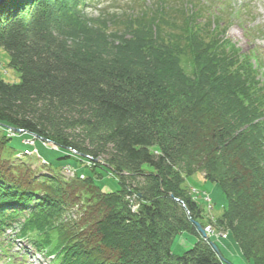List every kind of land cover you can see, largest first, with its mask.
<instances>
[{"label":"trees","instance_id":"16d2710c","mask_svg":"<svg viewBox=\"0 0 264 264\" xmlns=\"http://www.w3.org/2000/svg\"><path fill=\"white\" fill-rule=\"evenodd\" d=\"M228 2L147 0L121 17H92L89 0L0 5V48L21 78L0 80V130L52 143L93 173L77 168L73 183L102 192L99 169L117 180L86 217L63 222L78 198L64 166L2 135L0 264H226L195 226L206 211L184 184L198 173L227 201L213 230L264 264V52L244 24L247 49L228 38L238 14ZM184 233L199 241L175 256Z\"/></svg>","mask_w":264,"mask_h":264},{"label":"rangeland","instance_id":"374dc122","mask_svg":"<svg viewBox=\"0 0 264 264\" xmlns=\"http://www.w3.org/2000/svg\"><path fill=\"white\" fill-rule=\"evenodd\" d=\"M146 1L147 0H89L90 6L86 8V12L92 17L99 15L98 13L100 11L104 13L117 14V16L121 17L124 16V14L130 15L133 12H140V9L145 5ZM228 1V3L231 4L232 9L236 10L238 13L237 18L228 30V38L239 48L247 49L249 47V43L247 42V38L245 37L242 29V25L244 24L245 27L251 31V35L254 37L257 47L264 52V0ZM243 9L245 10L244 13ZM259 30H262V32H259ZM0 80L10 84H19L21 82L20 74L16 70L9 67L8 54L1 48ZM22 134L23 133L21 131L16 132L15 130L12 131L8 129H4L3 131L0 130L1 139H3L2 135H6L8 139L17 135L15 139L9 141L10 145L7 143L9 147L12 146L17 152H23L26 148L22 144V141L25 140V137ZM33 139L25 140L26 143L34 149L33 153H29V155L31 156L33 154L37 157L42 156V158L48 163L53 162L54 165L59 168L64 166L61 170H58V173H60L61 176L69 183L77 180L76 172H79L77 168H80L81 174L84 173L88 176L93 174L89 168H82V164L76 162L75 160H59V157L62 156L64 152L61 153V151L52 143H46L37 137H34ZM0 151H2L1 146ZM22 159L23 158L20 157L12 158V160L16 162H20L19 160ZM30 163L35 167L36 165L38 167H43L42 165L46 162L42 161L40 163L32 161ZM99 172L104 178L96 180V185H104L102 192L94 187H84L85 184L81 182L78 184L71 182L72 189L77 192L76 194L78 195V198L75 202H72L74 204V208H71L69 211V219H65L63 222H79L82 218L81 216L86 217L88 212L92 211V208L96 203L95 199L99 194L111 192L116 189V178L107 172L101 171L100 169ZM184 187L191 191L193 200L197 202L200 207L205 209L208 225L204 228V230L206 234H208L207 229L210 227L215 229V227L213 228L214 222L216 221V218L222 215L224 207L227 205L226 198L224 197L221 188L215 184L205 181L203 175L199 173L186 179ZM214 232V235H211L210 239L215 241L214 243H216L219 247L227 264H253L252 262L244 260L238 245L232 240L228 233L221 231ZM198 241L199 236L188 233L181 234L174 239L172 252L175 256H183L187 251H190ZM18 242L20 241L16 240L13 251H16V248L18 249L21 246ZM30 261L32 264L49 263V260H46L42 255H35V257H31Z\"/></svg>","mask_w":264,"mask_h":264},{"label":"water","instance_id":"95a60500","mask_svg":"<svg viewBox=\"0 0 264 264\" xmlns=\"http://www.w3.org/2000/svg\"><path fill=\"white\" fill-rule=\"evenodd\" d=\"M6 0H0V5H2ZM16 132H19L20 130H15ZM195 226L197 228L198 233L200 234L202 239H207V234L204 230V228L202 227V225L198 222L195 223ZM212 247L214 249V251L218 254V256L223 260L224 263L227 264L226 260L224 259V257L220 254L219 248L217 247V245L212 244Z\"/></svg>","mask_w":264,"mask_h":264},{"label":"built area","instance_id":"2783aa9c","mask_svg":"<svg viewBox=\"0 0 264 264\" xmlns=\"http://www.w3.org/2000/svg\"><path fill=\"white\" fill-rule=\"evenodd\" d=\"M134 210H136V207H134ZM207 233H208V236L207 239H210L211 238V235H214V230L210 227L207 229Z\"/></svg>","mask_w":264,"mask_h":264},{"label":"bare ground","instance_id":"6f19581e","mask_svg":"<svg viewBox=\"0 0 264 264\" xmlns=\"http://www.w3.org/2000/svg\"><path fill=\"white\" fill-rule=\"evenodd\" d=\"M207 237H209L208 234H207ZM220 254L223 255L221 251H220Z\"/></svg>","mask_w":264,"mask_h":264}]
</instances>
